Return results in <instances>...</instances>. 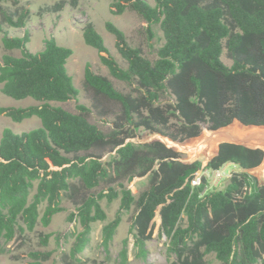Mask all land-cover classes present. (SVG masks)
<instances>
[{"label": "trees", "instance_id": "trees-1", "mask_svg": "<svg viewBox=\"0 0 264 264\" xmlns=\"http://www.w3.org/2000/svg\"><path fill=\"white\" fill-rule=\"evenodd\" d=\"M112 0L110 13L131 12L146 24L149 38L158 26L163 44L149 60L139 47H131L125 34L111 22L105 30L114 37L115 49L126 68L108 54L102 36L92 23L82 30L85 45L99 54L109 75L134 92L122 93L112 82L84 67V87L96 99L119 105L120 118L174 142L196 138L203 128L216 130L234 120L245 126H264V0ZM17 19L2 14L13 28H24L26 13ZM1 32V31H0ZM28 32L2 38L6 52L0 60L1 93L14 100L32 99L38 106L2 108L0 115L14 123L36 117L40 127L15 134L6 128L0 137V252L24 231L40 223L47 227L71 203L70 222L81 230L67 233L68 258L90 247L93 225L100 230V247L110 244L131 211L128 234L133 257L145 261L158 211L159 236H164L166 264H264V185L247 173L263 159L259 150L222 144L202 169L200 161L186 164L181 154L159 141L125 143L115 133L104 134L90 122V109L76 106V113L49 104L75 100L79 91L66 64L72 50L45 39L43 50H27ZM231 62L227 66L222 55ZM169 98L172 103L167 102ZM132 137V136H130ZM114 157L103 162L104 154ZM232 164L241 171L231 175L222 191L205 193L204 178L191 180L201 170L218 171ZM140 178L137 195L128 187ZM100 189V190H99ZM106 189V191H105ZM93 193V195H89ZM119 202L112 221L101 204ZM21 224V225H20ZM24 226V229L22 228ZM48 236L41 239L47 245ZM34 262L45 260L31 255ZM118 264L128 261V241Z\"/></svg>", "mask_w": 264, "mask_h": 264}, {"label": "rangeland", "instance_id": "rangeland-1", "mask_svg": "<svg viewBox=\"0 0 264 264\" xmlns=\"http://www.w3.org/2000/svg\"><path fill=\"white\" fill-rule=\"evenodd\" d=\"M146 1L150 5H154L153 0ZM111 3L112 0H0V60L3 55L20 56V52L17 50L6 52L3 49L2 38L4 35L14 38L21 37L25 31L28 32L30 42L27 45V50L32 54H38L43 50L45 39L53 38L59 46L72 50L66 69L72 77L79 95L75 100L66 103L51 102L49 105L63 108L71 113H76L77 105H83L90 109V122L104 134L115 133L119 139H124L125 143H150L156 141L159 134L149 133L141 127L135 128L128 125L120 118L119 105L104 99H96L93 93L84 87V67L89 64L95 74L108 78L119 92L132 93L135 88L134 85H127L112 78L101 64L98 52L85 45L82 30L87 23H92L104 40L108 54L102 55L112 58L123 69L126 68V63L115 49L114 37L105 30L106 22H111L120 29L125 34L128 44L131 47H139L149 60L156 58L157 50L163 44L162 33L158 26L153 27L154 38L150 39L145 31L146 24L142 23L136 14L126 12L122 15H112L110 13ZM24 11H27L24 28L10 27L2 19V12L13 19H17ZM221 59L227 66L231 65L225 52ZM167 102L172 103L169 98H167ZM38 105L40 103L29 98L14 100L4 96L1 93L0 85V107L26 108ZM38 127H40V121L36 117L26 119L21 123H14L9 118L0 115V137L6 128L15 134H22ZM114 155V151L108 152L104 154L101 160L106 162ZM188 159L186 154H181V161ZM198 160L202 163L204 161L203 157H199ZM238 171L241 170L226 164L218 171L201 170L197 174L201 179H205V193H209L222 191L229 182L228 176ZM250 175L257 179L259 185H264V177H259L256 173H250ZM141 181L140 178H134L129 184L128 187L134 195H137ZM89 195H93V193ZM101 206L105 211L107 221H112L119 209V202L107 204L106 201H103ZM62 207L63 211L52 218L49 226L44 227L39 223L33 232L19 233L12 242L4 246L5 251L0 252V264H32L34 260L31 255L34 254H39L45 258V260L40 261L41 264H74L68 258L73 239L67 244L63 237L69 232L77 233L81 228L69 220L70 215L75 213L74 206L69 202H64ZM133 214L134 212L131 211L123 216L121 225L110 244L108 254H105L99 246L101 241L100 230L104 224H94L90 247L78 257V261H81L79 264H118L120 262L118 256L125 240L128 241V261L130 264H166L167 258L164 254L166 239L164 236H159L160 218L158 211L153 219V236L147 246L149 254L146 260L142 262L133 257L132 239L128 234ZM22 228L24 229V226ZM44 236L49 237L47 245H43L41 242ZM206 259L212 264H216L212 256H207Z\"/></svg>", "mask_w": 264, "mask_h": 264}, {"label": "water", "instance_id": "water-1", "mask_svg": "<svg viewBox=\"0 0 264 264\" xmlns=\"http://www.w3.org/2000/svg\"><path fill=\"white\" fill-rule=\"evenodd\" d=\"M156 141L161 142L166 148L172 149L175 152L186 154L189 159L182 161L186 164L199 161V157H203V163L200 161L202 169L217 155L219 146L222 144L259 150L263 153L260 165L246 172L249 174L256 173L259 177H264V126H245L239 121L234 120L231 124L216 130L203 128L200 136L185 140L184 142H174L161 135L158 136Z\"/></svg>", "mask_w": 264, "mask_h": 264}, {"label": "built area", "instance_id": "built-area-1", "mask_svg": "<svg viewBox=\"0 0 264 264\" xmlns=\"http://www.w3.org/2000/svg\"><path fill=\"white\" fill-rule=\"evenodd\" d=\"M220 173V172H219ZM231 176H228V178H230ZM201 182V178L199 177V175L196 173L194 178L191 180V185L192 186H198Z\"/></svg>", "mask_w": 264, "mask_h": 264}, {"label": "crops", "instance_id": "crops-1", "mask_svg": "<svg viewBox=\"0 0 264 264\" xmlns=\"http://www.w3.org/2000/svg\"><path fill=\"white\" fill-rule=\"evenodd\" d=\"M227 165H232V164H227ZM234 166V165H233ZM236 167V166H235Z\"/></svg>", "mask_w": 264, "mask_h": 264}, {"label": "bare ground", "instance_id": "bare-ground-1", "mask_svg": "<svg viewBox=\"0 0 264 264\" xmlns=\"http://www.w3.org/2000/svg\"><path fill=\"white\" fill-rule=\"evenodd\" d=\"M213 138V137H212Z\"/></svg>", "mask_w": 264, "mask_h": 264}]
</instances>
